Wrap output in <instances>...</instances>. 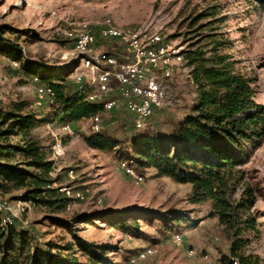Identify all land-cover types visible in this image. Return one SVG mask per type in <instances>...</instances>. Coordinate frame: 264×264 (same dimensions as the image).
<instances>
[{
    "label": "rangeland",
    "instance_id": "obj_1",
    "mask_svg": "<svg viewBox=\"0 0 264 264\" xmlns=\"http://www.w3.org/2000/svg\"><path fill=\"white\" fill-rule=\"evenodd\" d=\"M194 16L196 20L189 25ZM105 19L119 28L154 25L161 30L165 41L181 46L182 51L206 42L204 36L215 33L227 41L220 48L221 52L229 54L235 71L251 80L254 100L264 112L263 4L253 0H0V25L13 30L9 35L19 38L25 56L70 71L66 78L67 90L81 89L87 80L84 77L80 83H75L72 79L80 68L73 43L63 31L82 27L96 31ZM100 44L97 40L93 49L102 50L104 45ZM189 76L186 69L172 71L167 83L175 100L155 112L150 122L165 124L186 112V106L195 95ZM36 85L37 80L21 75L17 66L0 53L1 109L23 104L24 110L48 118L49 98L37 99ZM87 89L88 92L93 90ZM118 108L119 113H123ZM114 113L116 111L112 117L100 114V118L111 126L115 124ZM58 127L57 121L44 120L35 127L34 133L51 142V132L58 133ZM61 139L64 153L53 157V164L61 171L71 168L74 179L69 181L64 171H60L58 183L83 190L84 199L70 201L68 208L57 203L59 210L54 211L46 204L25 201L20 191L7 194L15 203L25 201L24 210L14 225L30 230L40 248L48 250L55 244V251L58 246L70 245L69 252L82 260L75 236L86 243L116 247L115 251L108 249L109 254L115 252L111 255L115 264H216L227 262L231 257L221 226L208 216L209 205L187 201L189 184L156 176L151 169L140 170L143 179L137 182L124 174L118 160L110 153L87 147L80 136L61 135ZM240 168L244 171L243 182L254 196L252 205L245 211L254 217L258 230L257 235L246 233L248 243L241 251L256 257L258 264H264V140ZM55 194L62 196L56 190ZM48 195L46 199H51L52 193ZM124 211L145 214L147 220H139V235L117 232L101 220L104 214ZM161 214L172 218L171 221L163 222ZM178 216L182 218L175 220ZM50 218L66 220L70 229L54 224ZM175 233L181 238L178 246L171 241ZM142 248H150L153 253L130 263L129 259ZM190 250L192 255L187 254Z\"/></svg>",
    "mask_w": 264,
    "mask_h": 264
},
{
    "label": "trees",
    "instance_id": "obj_2",
    "mask_svg": "<svg viewBox=\"0 0 264 264\" xmlns=\"http://www.w3.org/2000/svg\"><path fill=\"white\" fill-rule=\"evenodd\" d=\"M253 1L264 5V0ZM195 20L196 16L188 24ZM12 31L0 25V53L17 62L21 75L36 78L38 86L50 88L51 95L43 97L49 98L51 110L47 118L24 110L23 104L9 110L0 108V194L10 199L8 193L20 191L25 200L46 204L54 211L59 210L57 203L66 206L69 202L57 196L55 189L45 188L52 180L48 172L54 167L53 139L46 142L34 133L39 123L55 120L59 126L69 124L87 147L110 153L138 174L142 175L140 170L151 169L156 176L189 184L187 201L209 205L208 216L221 226L228 241V253L237 264H258L256 257L241 251L248 243L246 233L257 235L258 230L254 217L245 211L254 196L243 182L244 171L240 166L264 140V112L254 100L251 80L235 71L229 54L221 52L227 41L209 33L204 36L206 42L183 51L195 90L185 113L165 124L150 122L153 114L135 128L124 113L106 112L102 101L86 100L87 86L67 90L70 71L25 56L19 38L9 35ZM100 45L108 53H115L112 49L115 42L103 41ZM115 111V124H104L100 118L98 131H90L81 124L82 118L103 113L112 117ZM49 193L51 199H46ZM161 219L169 223L172 218L162 215ZM50 220L70 229L66 220ZM101 220L108 228L137 236L141 233L139 220L147 218L141 211H124L104 214ZM14 221L0 226V264H115L111 256L115 252L108 251L109 248L115 251L114 246L86 243L73 235L83 256L79 260L69 252L70 245L58 246L55 251V244L48 250L40 248L34 234L15 226Z\"/></svg>",
    "mask_w": 264,
    "mask_h": 264
},
{
    "label": "built area",
    "instance_id": "obj_3",
    "mask_svg": "<svg viewBox=\"0 0 264 264\" xmlns=\"http://www.w3.org/2000/svg\"><path fill=\"white\" fill-rule=\"evenodd\" d=\"M63 34L72 41L80 68L73 75V81L80 83L85 77L86 86L93 89L85 96V99L102 101L106 112L120 107L123 113L130 117L135 128L140 127L143 121L175 100L167 83L172 71L176 68L189 70L185 64L181 46L165 41L161 30L151 24L119 28L109 19H105L96 31L88 27L70 28L64 30ZM97 40L101 43L115 42V48H112L115 53H108L104 48L93 49ZM11 63L13 66H18L17 62L11 61ZM33 80L37 79L33 78ZM35 93L37 99H42L44 95H51V90L49 87L36 85ZM81 124L90 131H98L100 115L94 114L88 118H82ZM58 129V133L51 132L53 139L51 154L54 158L64 153L61 135L79 136L69 124H61ZM119 166L131 179L137 182L142 181L143 176L136 173L125 162H119ZM60 171L61 169L54 166L48 172L52 180L45 184V188L55 189L69 199L66 204L68 208L70 201L83 200L84 194L83 190H74L69 185L58 183L57 175ZM62 171L69 181L74 179L71 168ZM25 201L23 200L20 204L15 203L7 196L0 194V226L11 224L14 219H17L24 210ZM171 241L178 246L181 242L180 235L173 234ZM152 253V249L142 248L129 259V262L143 260ZM187 254L192 255L193 251L190 250ZM228 259L229 263L218 261L216 264H237L235 258Z\"/></svg>",
    "mask_w": 264,
    "mask_h": 264
}]
</instances>
